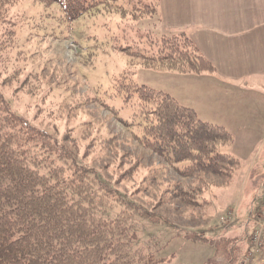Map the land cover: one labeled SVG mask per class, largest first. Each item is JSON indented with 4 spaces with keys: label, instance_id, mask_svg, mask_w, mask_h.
Masks as SVG:
<instances>
[{
    "label": "rangeland",
    "instance_id": "obj_1",
    "mask_svg": "<svg viewBox=\"0 0 264 264\" xmlns=\"http://www.w3.org/2000/svg\"><path fill=\"white\" fill-rule=\"evenodd\" d=\"M130 13L99 12L67 25L58 21L56 8L39 0H17L10 10L16 31L12 47L3 36L9 24H0L1 90L17 114L33 126L61 140L69 133L73 138L65 144L80 163L97 168L114 186L138 193L133 196L150 216L141 219L139 238L157 242L159 259L180 253L184 243L208 247L202 243L206 241L191 240L185 233L192 239L226 233L241 238L242 251L234 262L241 264L246 247L250 244L248 252L254 248L253 233L264 210V186L251 184L245 171L260 147L256 138L264 128L227 129L218 123L234 138L226 150L238 158L234 169H228L233 170L231 174L199 172L184 177L158 154L138 144L128 125L118 119H131L132 107L123 106L119 99L109 100L120 110L115 113L98 98L113 91L115 79L123 74L138 85L171 94L180 104L197 110L204 121L206 117L215 119L216 113L198 104V96L195 101L189 98L194 94L184 79L189 76L132 64L133 59L139 60L132 52L146 43L147 33L170 34L158 30V17L136 19ZM5 79L7 83L2 84ZM252 85L254 89L255 81ZM249 122L246 113L245 123ZM185 165L176 167L183 170ZM263 251L264 246L254 262L245 264H256Z\"/></svg>",
    "mask_w": 264,
    "mask_h": 264
},
{
    "label": "trees",
    "instance_id": "obj_2",
    "mask_svg": "<svg viewBox=\"0 0 264 264\" xmlns=\"http://www.w3.org/2000/svg\"><path fill=\"white\" fill-rule=\"evenodd\" d=\"M39 1L56 8L58 21L67 25L99 12L154 18L159 6V0H127L125 4L124 0ZM16 2L0 0V24H9L3 36L11 47L16 31L10 10ZM144 41L132 52L139 57L132 64L182 73L215 70L184 34L149 32ZM124 75L115 79L113 91L105 90V98H98L111 110L116 107L109 100L115 99L132 107L131 119H118L128 125L138 144L184 177L199 172L232 173L238 161L226 151L234 141L232 133L200 119L193 108L171 94L138 85ZM1 89L0 264H159L157 242L139 238L141 219L150 216L133 196L138 193L114 186L97 168L80 163L65 144L73 138L69 133L61 140L33 126L17 114ZM180 164L185 165L183 170L176 167ZM184 235L214 245L216 255L208 264H234L242 251L238 235L225 233L212 239Z\"/></svg>",
    "mask_w": 264,
    "mask_h": 264
},
{
    "label": "crops",
    "instance_id": "obj_3",
    "mask_svg": "<svg viewBox=\"0 0 264 264\" xmlns=\"http://www.w3.org/2000/svg\"><path fill=\"white\" fill-rule=\"evenodd\" d=\"M157 17L159 31L186 35L215 68L206 73L179 72L189 76L184 78L194 93L189 98L195 101L198 96V104L216 113L215 119L205 116L206 120L227 129L264 128V0H159ZM256 139L260 147L245 171L251 184L264 186V130ZM202 243L208 247L184 243L180 253L171 252L159 264H208L215 248L210 241ZM259 260L264 261V251Z\"/></svg>",
    "mask_w": 264,
    "mask_h": 264
},
{
    "label": "built area",
    "instance_id": "obj_4",
    "mask_svg": "<svg viewBox=\"0 0 264 264\" xmlns=\"http://www.w3.org/2000/svg\"><path fill=\"white\" fill-rule=\"evenodd\" d=\"M261 223L259 227L253 233V244L254 248L252 251H249L246 255V259L253 260L258 252V250L264 246V229L261 228V225L264 224V210L262 211V215L260 216Z\"/></svg>",
    "mask_w": 264,
    "mask_h": 264
},
{
    "label": "bare ground",
    "instance_id": "obj_5",
    "mask_svg": "<svg viewBox=\"0 0 264 264\" xmlns=\"http://www.w3.org/2000/svg\"><path fill=\"white\" fill-rule=\"evenodd\" d=\"M223 12H224V11H223ZM223 12H222V13H223ZM246 57H247V56H246Z\"/></svg>",
    "mask_w": 264,
    "mask_h": 264
}]
</instances>
